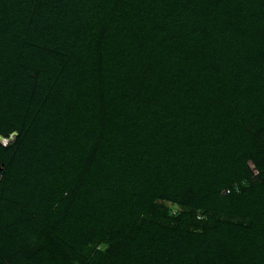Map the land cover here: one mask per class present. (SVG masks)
I'll return each instance as SVG.
<instances>
[{
    "label": "trees",
    "instance_id": "1",
    "mask_svg": "<svg viewBox=\"0 0 264 264\" xmlns=\"http://www.w3.org/2000/svg\"><path fill=\"white\" fill-rule=\"evenodd\" d=\"M13 133L0 264H264V0H0Z\"/></svg>",
    "mask_w": 264,
    "mask_h": 264
},
{
    "label": "rangeland",
    "instance_id": "2",
    "mask_svg": "<svg viewBox=\"0 0 264 264\" xmlns=\"http://www.w3.org/2000/svg\"><path fill=\"white\" fill-rule=\"evenodd\" d=\"M15 136V133H13L9 139H3L1 136H0V143L2 145H6L7 143H9ZM166 207L169 209V211L174 214V213H179L180 211L183 210L182 207L176 205V204H172V203H165ZM195 214H197L196 216H199L201 215V212L197 211ZM102 247V246H101Z\"/></svg>",
    "mask_w": 264,
    "mask_h": 264
}]
</instances>
